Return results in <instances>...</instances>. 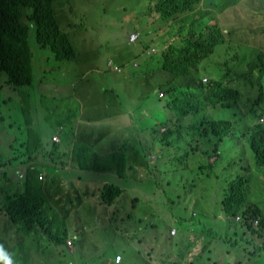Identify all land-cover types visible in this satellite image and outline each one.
<instances>
[{
    "label": "rangeland",
    "instance_id": "rangeland-1",
    "mask_svg": "<svg viewBox=\"0 0 264 264\" xmlns=\"http://www.w3.org/2000/svg\"><path fill=\"white\" fill-rule=\"evenodd\" d=\"M71 1L75 5V11L72 13L68 10L70 8L66 7L62 10L59 20L62 28L78 39L83 66L90 64L85 71L86 75L81 78L78 71L66 72L67 63L56 62L52 53L47 50H43L46 53L39 52L36 55L34 82L29 87L12 88L6 84L7 75L1 73L0 85L3 88L0 90V156H5L8 152L19 127L23 137L30 138L27 148L22 146L21 149H15V152L22 150L23 154L31 159L38 157L39 154L34 148L42 141L43 127L52 125L55 121L65 122L67 132L73 131L78 135L84 132L91 133L92 139L95 137V123L99 121L100 136L107 135L105 139L109 141H103L113 145L110 134L131 130L132 123L129 117L133 110L137 116L142 106L143 110L148 111L157 104L152 89L141 83V80H137V75L143 74L145 82L152 80L151 73L146 78L145 76L148 72H157L161 61L148 63L147 61L157 60L165 45L176 41L170 31L179 23H175L168 31L169 26L164 25L165 21H162L154 10L152 11V3L154 5L157 0ZM214 1L218 6L208 7V11L200 15L199 21H196V31L199 32L203 28L207 31L209 27L218 25L227 42L215 47L212 54L198 63L196 76L225 83L235 81L234 87L243 93L242 100L234 109L216 108L206 111L209 118L233 122L235 129L234 134L227 137L220 146L221 154L215 171L211 176L206 170L201 173L198 167L207 162L206 157L203 153L192 152L190 149L191 145L197 144L201 151L207 150V140L195 134L196 129L202 126V118L189 116L181 119L179 123L167 124L174 132L172 136L164 139L168 144L162 141V133L158 132L155 137L153 153L158 167L156 179L152 187H141L138 191L139 207L136 208V221L132 225L133 242L126 234L115 230L114 221H105L100 230L93 228L94 218L97 217L100 223L103 221L100 216L102 215V218L104 216V212L97 206L99 199L96 194L106 183L126 187L128 184L124 179L109 173L94 174L91 179L86 175L80 188L76 183L70 182L65 185L60 179L53 189L54 199L65 196L68 192L73 193L75 186L82 193L87 191L92 193V196L83 199L77 206L78 216L82 218L85 245L82 250L70 255L64 250L55 254L53 253L55 245L43 244L32 250L34 264H121L124 257L127 261L124 260L123 264H130L129 259L132 258L140 264L147 259L146 253L154 245L158 250L154 258L163 254L167 264H177L179 259L182 264H208V259H211L212 263L217 262L214 264H235L237 261H242L243 264L262 262L261 259H257L259 249L264 247V244H259L261 241L252 242L247 249V252L254 250L248 261V254L247 252L243 254V249L247 247L249 238L240 234L230 235L234 231H239L241 227L235 219L231 220L230 225L228 223L231 231L227 232L221 228V222L227 223V220L222 218L203 223L204 219L215 217L217 199L222 200L228 183L238 177L249 178L248 203L258 205L264 212V168L256 166L248 136L244 134L249 126L264 119V71L262 74L250 71L252 67L262 65L258 61V55L261 53L260 50H264V0ZM64 2L65 0H62V4ZM154 21L157 27L150 26ZM135 32L140 38L131 44L130 34ZM180 42L176 41L177 44ZM29 43L33 51L42 50L35 43L33 30ZM120 52L127 54L124 57L125 61L115 57V53L117 57H121ZM48 56L50 61L47 59ZM108 57H111L115 64L106 63ZM58 64L63 70H56ZM134 64L139 68L134 67ZM117 65H124L123 71H117L115 69ZM107 66H110L111 70ZM257 81L259 89L256 87ZM50 82L57 85L56 93L54 89L50 91L48 86ZM260 93L263 94L262 101L257 103L255 100ZM29 98L31 101L25 102ZM116 98L117 106L113 105L110 108L106 106L105 100ZM164 98L163 95L162 99ZM54 104L59 109V115L55 113ZM253 108H256L257 114L262 115L260 118L252 112ZM141 119L145 121L146 116L143 114ZM163 121L165 115L160 122ZM111 122L115 123V126ZM35 124L42 128L38 135L32 130ZM136 126L138 127V124ZM139 127L143 129L148 126L140 124ZM59 130L56 135L60 140ZM53 137V142L59 141ZM92 146L96 147L94 144ZM186 154L189 155L186 157ZM215 159L213 157L209 162L213 163ZM131 163L134 165L133 160ZM137 169L145 177L152 178L148 170L142 167ZM132 188L134 189V185ZM154 192L156 197L145 195ZM128 196L132 198L136 193H130ZM124 202L128 203V197ZM1 205L0 203V207ZM2 210L4 211V207ZM65 217L69 225L76 222L74 213ZM0 218V246L11 256L13 264H26L27 260L19 257L17 245L14 248L9 245L15 229L12 226L6 229V224L10 221L1 216V213ZM88 227H91L90 231H87ZM171 228L176 229L174 234L177 235L170 236ZM205 229L211 234H206L204 239L207 242L212 241L213 244L210 253L202 255L200 247L202 232ZM186 232L189 233L188 236H185ZM26 234L21 238H14L12 243L18 244L17 240L26 244L31 243L34 237ZM212 236L219 239H213ZM236 242L239 245L237 248L234 247ZM107 247L119 250L122 253L119 255L121 259L118 256L114 258L112 251L105 253Z\"/></svg>",
    "mask_w": 264,
    "mask_h": 264
},
{
    "label": "trees",
    "instance_id": "trees-1",
    "mask_svg": "<svg viewBox=\"0 0 264 264\" xmlns=\"http://www.w3.org/2000/svg\"><path fill=\"white\" fill-rule=\"evenodd\" d=\"M60 1L61 5H59ZM71 2V0H65L63 5L62 0H0V74L5 73L7 75V85L15 89L31 86L34 82V60L37 58V53H46L43 50L50 51L56 62L60 64L67 63L65 66L66 72L78 71L81 78L86 74L85 71L88 68L83 69L85 66H83V61L80 58L78 39H75L69 31H65L59 20L63 13L62 10L66 7L70 8L68 10L72 13L75 11V5ZM204 4H207L206 6L208 7L218 6L214 0H157L155 5L152 3V11L154 10L160 16V19L165 21L164 25L169 26V31L175 23H179L172 28L170 33L173 39L175 38L177 42H181L177 44L174 41L165 45L161 53L158 54L157 60L147 61V63L161 61L160 67L156 70L157 72H148L146 74L145 78L149 73L152 74L151 81L145 82L143 74L137 75V80H141V83L152 89L151 92L155 95L157 104L153 107L150 106L151 109L148 111L143 110L144 106H142L140 114L137 116L134 115L133 110L130 119L138 124V127L134 125V132L131 128L128 132L125 131L123 133L122 139L118 138L113 142L117 152L104 156L98 150L82 144L76 139L70 141V143L74 144L73 147L76 148L75 158L80 162V168H77L73 163L70 165L72 175L79 174V176H75L77 179L82 180L86 175L91 177L94 174L109 173L124 179L128 184L122 188L117 184L106 183L99 191L101 204L104 205L103 211L106 212L109 207L114 209L109 218L106 213L103 218L101 215L100 219L103 221L100 223L97 217L94 218L93 228L100 230L105 221H114L115 230L126 234L129 240L133 242L132 225L136 221V208L139 207L138 191L141 187H152L156 179L155 173L158 172V167L153 147L155 146V137L158 132L163 134L162 141L168 144V141L164 139L172 136L174 132L167 124L179 123L181 119L189 116H199L203 119L202 126L196 129L195 134L203 140H207V150L201 151L197 144L191 145L190 149L192 152H201L206 157L207 162L199 165L198 170L201 173L205 170L208 171L209 176L216 169L221 154L220 146L227 137L234 134L233 122L209 118L206 116V111L216 108L234 109L243 98L242 91L234 87L235 81L225 83L220 80L196 76L198 63L209 54H212L215 47L227 42L218 25L209 27L207 31L205 28L199 32L196 31V21H199L200 15L202 13L205 14L207 11L202 6ZM202 8H204V12H202ZM150 26H156L155 21ZM32 30L35 35V43L42 50L33 51L31 48L29 38ZM134 34L138 33L135 32ZM139 38L140 35L138 34V39L135 41L129 39V43H136ZM100 47L102 48V46ZM260 52L258 61L262 64L261 67H252L250 71H258L262 74L264 71V50H260ZM120 54L121 57H117L115 53V57L118 60L125 61L124 57L127 54L121 52ZM110 58H106V63H114ZM47 59L50 61L49 56ZM60 64L56 66L57 71L63 70ZM137 66V64H134V67L139 68ZM107 67L111 70L110 66ZM117 67L122 70L124 65H117ZM42 73H44L43 70ZM256 87L259 89V81L256 82ZM2 88L3 86L0 85V90ZM163 95L164 99H162ZM261 96L263 94L260 93L255 102H261ZM252 112L255 113L257 118L262 116L260 113L257 114L256 108H253ZM143 114L146 116L145 121L141 119ZM164 115L165 121L160 122ZM140 124L148 127L140 129ZM141 131L144 132L141 133ZM135 132L139 133V137L137 134L135 135ZM68 133L73 137V131ZM244 134L248 136L249 146L256 166L264 168V119L249 126ZM20 143V140L15 141L12 149L19 147ZM60 145L61 139L58 142H53L51 139V142L43 143L40 145V149L34 148V150L42 155L49 156L52 150ZM79 149L81 153H79ZM188 155L186 154L185 156L187 157ZM1 157L0 182L2 183L4 182L5 171L1 166L4 165L5 159ZM213 157L216 159L213 163H210L209 160ZM28 158L31 159V157ZM132 160L134 165L131 163ZM138 167L148 170L152 178L145 177L137 169ZM33 169L37 171L36 168ZM81 169L86 170L88 173L81 172ZM89 172H92V174ZM26 181L28 189H24L23 192L12 191L9 193L4 204L6 215L10 221L20 227L21 232L32 233L41 230V245L52 244L64 248L65 246L62 245L67 238L64 234L52 230L54 226L52 221L46 219V210L49 206L47 194L30 191L32 179L27 178ZM248 183L249 178L238 177L228 183L222 200L217 199V203L220 200L221 211L225 214L224 217L227 218V223L221 222L223 231L228 227V223L230 225L232 219L240 217L242 230L234 231L230 235L237 236L240 234L249 238L250 241L247 243V247L243 249V254L247 252V249L255 239L264 241V212L258 205L248 203ZM132 185H134V189ZM133 192L136 193V196L129 198L128 194ZM145 195L156 197L155 192L152 194L146 193ZM126 197H128V203L124 202ZM212 212L214 211L212 210ZM212 219H217V213L214 218L204 219L203 223H208ZM254 221H258V227L254 226ZM172 229L169 230L171 237L176 235L171 233ZM90 230L91 227H88L87 231ZM202 233L200 249L202 255H206L210 253L211 244L213 243L204 239L206 234H211L210 231L205 229ZM211 238L219 239L216 236ZM70 241L72 242V240ZM9 245L13 248L17 245L19 257L27 260L26 264H34L33 248L30 243H11ZM34 245L36 246V242ZM234 247H239L237 242L234 243ZM109 251H112L114 258L122 254L119 250L107 247L105 253ZM253 251L247 252L248 256L252 255ZM157 252V246L154 245L147 251L145 257L147 259L140 264H167L166 257L163 254L154 258ZM129 262L130 264H137L134 258L129 259Z\"/></svg>",
    "mask_w": 264,
    "mask_h": 264
},
{
    "label": "crops",
    "instance_id": "crops-1",
    "mask_svg": "<svg viewBox=\"0 0 264 264\" xmlns=\"http://www.w3.org/2000/svg\"><path fill=\"white\" fill-rule=\"evenodd\" d=\"M202 6L205 7V9L208 11V6H206L205 4ZM88 66L89 65L83 67V69L88 68ZM51 81H54V79H51ZM48 86L50 88V91L51 89H54L53 91L56 93L57 85L54 82H50ZM30 101H31L30 98L25 100V102L27 103ZM3 103H6V102L3 101ZM105 103H106V106L109 108L112 107L113 105L117 106L118 99L116 98V99L105 100ZM54 110H55L56 115H59V109L55 104H54ZM130 122L132 123V131L134 132V125L136 126L137 124L134 123L132 119H130ZM111 123L113 126H115V123L113 122ZM10 126L11 125H9V127ZM59 127L61 130L60 132L61 145L58 148H54L52 150L51 155L49 156L42 155L40 152H38L39 154L38 157L34 159H30L26 157L23 154L24 152L22 150H19V152H15V149H21L22 146H25L27 148L28 140L30 138V137L24 138L19 127L17 128L18 133L14 135L15 138L12 140L8 152L6 153L5 156L1 157L2 159H5L4 165L1 166L2 169L5 171V176H4V182L2 183L0 182V203L2 204L0 207V213H1V216L5 217L6 219H8V221H10L9 218L4 213V211L2 210L4 207L5 201L8 198V195L10 192L12 191L23 192L24 189H28L27 186L25 185V181L23 182L21 180L20 174L21 172H24L26 175V172L28 169L36 168L39 176L40 174H43L44 183L42 184L38 182L36 178H33L32 187H30L29 190L36 192V193H46L47 194L48 200H49V206L46 210V219L52 221L54 225L52 230L56 231L57 233L64 234V236L67 238L66 241H64V244L62 245L65 247L62 248L61 246H55V250L53 251V253L56 254V253H59L61 250L63 251L64 249H66L64 251H67V253H69L70 255H74L76 252L82 250L85 245V239L83 237V232H82V228H83L82 218L78 216L77 206L82 203L83 199H86L87 197L92 196V193H90L89 191L82 193L76 187L78 185V187L80 188V185H82V180H79L76 178L77 176H79L78 173L75 174L76 177L72 175L70 165L71 163H73L77 168H80L79 166L80 162L79 160H76L75 158L76 148L73 147L74 144L70 143V141H73V139H76V141L82 144H86L92 148H96L98 152L104 156L113 154L117 152V150L114 145L107 143V142L105 143L103 141V140H106L105 137L107 135L100 136L99 121L95 123L94 139H92L93 138L92 134L87 133V132H84L81 135H78L75 133L73 137H71L69 133L67 132L68 128L65 122L58 123L55 121L52 125H45L43 127L44 130L41 132L42 141L35 147V149L36 148L40 149V145L43 143L51 142L52 137L56 136V134L58 133ZM41 129L42 128L39 124L33 125V128H32L33 132L36 135H38ZM70 129L72 130L73 128H70ZM124 132L125 131L110 134V137H111L110 140H112L111 142H115V140L118 138L122 139ZM30 134H31V131L28 132V135ZM136 134L139 137V133L135 132V135ZM17 140L21 141L20 146L12 149V145ZM106 141H109V140H106ZM92 144H94V146L96 147H93ZM79 153H81L80 149H79ZM81 172L88 173L86 170H82V169H81ZM89 173L92 174V172H89ZM92 177L93 176H91L90 179ZM60 179L63 180L65 185L71 182V183H76V186L74 188L73 193L68 192L65 194V196L54 199L53 189L55 188V185L59 182ZM96 197L99 199V203L97 206L99 209L103 211L104 205L101 204L99 192L96 194ZM113 209H114L113 207H109L106 209V212L104 211L103 212L104 214L105 213L108 214V218H109L113 212ZM216 211H217L216 212L217 218H222L223 220H226V217L223 216V213L221 211L220 201L218 202V208H216ZM70 213H74L76 216V222L73 223L72 225H69L66 222V217H65L69 215ZM44 222H46V220H44ZM11 226L15 229V232L13 234L12 239L9 240L10 243H12V240L14 238L16 237L21 238L22 235L26 234L25 232H21L20 227L12 223L11 221L8 222V224H6V229H10ZM240 229L242 230L241 227ZM229 230L231 229L228 226L224 229V232H227ZM26 235H31L34 237L30 243L33 249H37L38 247L41 246L40 244V240L42 239L41 230H37V231H34ZM188 235L189 233L186 232L185 236H188ZM67 240H72V244L69 247H67L66 245ZM259 241H261L262 243H259ZM17 242L18 244L23 243L22 241H18V240ZM35 242H36V246L34 245ZM254 242L259 243V244H264V241H262L261 239H255ZM259 253L260 254L258 255L257 259H261L262 262L258 264H264V247L259 249ZM124 260H125V257L123 261L121 262V264L124 263ZM180 260L181 259H179L178 263H181ZM247 260L249 261V256ZM211 261H212L211 259H208V264L217 263V262L212 263ZM235 264H243V262L237 261Z\"/></svg>",
    "mask_w": 264,
    "mask_h": 264
},
{
    "label": "clouds",
    "instance_id": "clouds-1",
    "mask_svg": "<svg viewBox=\"0 0 264 264\" xmlns=\"http://www.w3.org/2000/svg\"><path fill=\"white\" fill-rule=\"evenodd\" d=\"M156 4V3H155ZM154 4V5H155ZM160 17V16H159ZM134 34V33H133ZM131 35V34H130ZM57 136V135H56ZM54 138V137H53ZM20 178L21 180L24 182L25 181V185L27 186V181L26 179L29 178L30 180L33 178H36V180L40 183H44V180H43V174H40V176L38 175L37 171L35 169H28L27 172H26V175L24 172H21L20 174ZM235 221L237 222H240V217H237L235 219ZM258 222V221H257ZM259 225V224H258ZM258 225H255V227H258ZM72 244V243H71ZM69 247V246H68ZM0 264H13V260L11 258V256L5 252V250L3 249L2 246H0Z\"/></svg>",
    "mask_w": 264,
    "mask_h": 264
},
{
    "label": "built area",
    "instance_id": "built-area-1",
    "mask_svg": "<svg viewBox=\"0 0 264 264\" xmlns=\"http://www.w3.org/2000/svg\"><path fill=\"white\" fill-rule=\"evenodd\" d=\"M136 39H138V34H131V35H130V40H131V41H135ZM115 69H116L117 71H121V69H119V68H117V67H116ZM53 139H55V140H59V137H58V136H54ZM255 223H256L255 225H258V222H257V221H255ZM171 233H173V234L175 233L174 229L172 230ZM71 243H72V242L69 240V241L67 242V245H68V246H71ZM118 258L121 259V256H118ZM119 262H120V261H119Z\"/></svg>",
    "mask_w": 264,
    "mask_h": 264
}]
</instances>
